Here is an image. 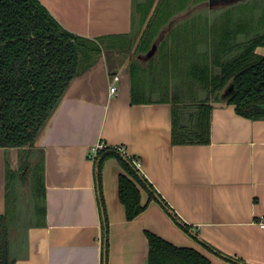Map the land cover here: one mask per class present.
I'll use <instances>...</instances> for the list:
<instances>
[{
  "label": "crops",
  "instance_id": "0c3cea01",
  "mask_svg": "<svg viewBox=\"0 0 264 264\" xmlns=\"http://www.w3.org/2000/svg\"><path fill=\"white\" fill-rule=\"evenodd\" d=\"M39 1L67 30L88 38L133 33L140 22L135 4L146 2ZM116 75L120 80L112 93ZM212 104L210 142L175 144L172 103H133L131 74L123 65L111 67L101 57L75 78L35 146L45 157L46 224L24 227L15 264H103L104 216L107 264H148L147 232L194 248L213 264H236L227 256L264 264L259 224L264 220V120L239 115L234 104ZM99 144L136 156L156 192L199 238L157 200L129 220L120 197L118 158L104 161L98 182L92 149ZM9 168L21 169V150L0 147L1 213L7 211ZM141 194L146 204L149 191L141 188Z\"/></svg>",
  "mask_w": 264,
  "mask_h": 264
},
{
  "label": "trees",
  "instance_id": "16d2710c",
  "mask_svg": "<svg viewBox=\"0 0 264 264\" xmlns=\"http://www.w3.org/2000/svg\"><path fill=\"white\" fill-rule=\"evenodd\" d=\"M156 1L146 0L145 3L135 4V20L139 18L140 22L133 33L118 38H88L67 30L39 0H0V147L21 150V170L23 177L32 173L35 201L33 216L27 218L16 215L14 174L17 172L9 168L7 211L0 212V264L16 262L11 247L13 226L26 227L27 230L31 226L46 224L45 157L43 150L35 146L70 84L90 70L102 57L104 50L127 55L136 46L137 51L149 52L156 31L169 19L172 8L168 5L171 0H159L158 5L154 6ZM187 23L178 24L177 27L188 33ZM239 25L227 24L220 38L212 42L215 47L213 62L219 68L218 71L214 72L210 65L202 64L199 60L184 65L187 53L176 54L167 49L176 43L175 40L178 42L185 38L178 39L177 36L185 32L181 33L177 28L171 33L170 42H161L158 54L149 61V67L130 63L133 103L153 101L144 98L146 86L139 79L140 73L152 68V62L167 56L175 67L188 66L185 72L190 81L192 101L187 103L183 96L173 101L159 99L172 103L175 144L210 142L214 106L209 96L212 94L217 95L219 102L234 104L239 115L252 120H264V52L260 51L264 49V33L237 42L234 40L237 35L248 33L244 26ZM196 43L194 51L201 50L204 41ZM166 63L170 61L166 60ZM181 72L184 70L181 69ZM194 85L207 92L206 97L199 99V91L193 90ZM231 87L233 90L230 91ZM35 157L38 158L35 160ZM110 157L118 158L123 167L119 190L129 220L139 216L152 200H157L182 229L199 238L191 226L156 192L140 169L136 156H130L117 147L102 149L95 158L99 183L103 163ZM141 188L150 194L146 204L142 203ZM99 198L104 211L103 197ZM104 219L107 241L103 264H107L108 226L105 216ZM147 237L148 264H213L194 248L174 245L152 232H147ZM208 247L221 255L216 248ZM227 259L236 264H245L232 256H227Z\"/></svg>",
  "mask_w": 264,
  "mask_h": 264
},
{
  "label": "rangeland",
  "instance_id": "374dc122",
  "mask_svg": "<svg viewBox=\"0 0 264 264\" xmlns=\"http://www.w3.org/2000/svg\"><path fill=\"white\" fill-rule=\"evenodd\" d=\"M158 1H156L154 6L158 5ZM168 5L172 7L169 19L156 31L153 44L150 46V50L148 49L149 52L137 51L136 46L127 55H119L114 50H104L102 57L107 59L111 67L113 62L116 65H123L128 71H130L131 62L141 63L149 67V61L152 56L158 54L161 42L164 40L171 41L170 36L174 29L177 28V31L181 33L185 32L183 28L177 27L181 23L188 22V26H186L188 33L179 34L177 36L178 39L185 38L178 40V42L175 40L176 43L167 49L176 54L187 53L186 58H188L184 65L189 64L191 61L199 60L202 64L210 65L214 72L218 71L219 68L213 62L215 47H213L212 42L214 39L218 40L220 38L227 24H240L239 26H244L248 30V33L237 35L236 39H234L237 42H244L254 35L264 33V0H171ZM169 6L166 8L168 9ZM201 40L204 41L200 48L201 50L194 51L196 46L194 43L203 42ZM260 51L263 53L264 49ZM166 60H169L170 63H166ZM171 60L167 56L160 58L154 63L152 62V68L147 70L146 73H140L139 79L146 86L144 98H167L173 101L179 96H183L185 101L190 103L193 98H191L189 89L190 81H188L189 78L187 77V72H185L188 66L175 67L172 65ZM181 69L184 72H181ZM193 90L199 91V99L207 95V92L202 91L196 85H194ZM209 99L212 103L219 102L215 94L210 95ZM37 158L35 157V160ZM16 172L14 174L16 179V189L14 188V191L17 198V211L20 213V217L26 215L28 218L34 215L35 204L32 190V173L30 172L27 177H23L21 169ZM28 222L32 223L30 220ZM23 229L25 228L12 227L11 247L13 254L22 245Z\"/></svg>",
  "mask_w": 264,
  "mask_h": 264
},
{
  "label": "built area",
  "instance_id": "2783aa9c",
  "mask_svg": "<svg viewBox=\"0 0 264 264\" xmlns=\"http://www.w3.org/2000/svg\"><path fill=\"white\" fill-rule=\"evenodd\" d=\"M119 80H120V76H118V75L114 76V78H113V86L111 87V92L112 93H116L117 92V87H116L115 83L118 82ZM104 148H105L104 145L99 144V145H97L96 147H94L92 149V152L95 154V158H97L99 152L102 149H104ZM138 165H139V163H138ZM259 224H260L261 228H264V220L260 221Z\"/></svg>",
  "mask_w": 264,
  "mask_h": 264
},
{
  "label": "water",
  "instance_id": "95a60500",
  "mask_svg": "<svg viewBox=\"0 0 264 264\" xmlns=\"http://www.w3.org/2000/svg\"><path fill=\"white\" fill-rule=\"evenodd\" d=\"M233 90V87L230 88V91ZM97 171H98V168H97ZM107 241V239H105V242Z\"/></svg>",
  "mask_w": 264,
  "mask_h": 264
}]
</instances>
